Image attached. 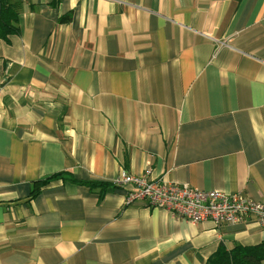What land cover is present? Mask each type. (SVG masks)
<instances>
[{
    "label": "crops",
    "instance_id": "0c3cea01",
    "mask_svg": "<svg viewBox=\"0 0 264 264\" xmlns=\"http://www.w3.org/2000/svg\"><path fill=\"white\" fill-rule=\"evenodd\" d=\"M1 2L0 264H207L264 241L251 215L194 224L54 177L264 205V0Z\"/></svg>",
    "mask_w": 264,
    "mask_h": 264
},
{
    "label": "built area",
    "instance_id": "2783aa9c",
    "mask_svg": "<svg viewBox=\"0 0 264 264\" xmlns=\"http://www.w3.org/2000/svg\"><path fill=\"white\" fill-rule=\"evenodd\" d=\"M114 184L131 187L125 198L126 205L145 200L151 208L164 209L179 220L194 224L211 221L216 226L235 224L241 222L244 216L251 215L264 227V205L240 193L201 191L124 172Z\"/></svg>",
    "mask_w": 264,
    "mask_h": 264
},
{
    "label": "trees",
    "instance_id": "16d2710c",
    "mask_svg": "<svg viewBox=\"0 0 264 264\" xmlns=\"http://www.w3.org/2000/svg\"><path fill=\"white\" fill-rule=\"evenodd\" d=\"M3 5L0 0V33L1 30H5L7 23L1 19ZM68 19V17L63 18L62 20ZM8 31H13L12 26H8ZM68 177V180L72 182H76L82 185H86L90 188H99L101 192H105L107 188H116L118 185L112 183H100L94 181H78L71 174H57L54 177L63 178ZM49 179L39 181L32 187L31 196L34 197L37 195L42 186H45L49 183ZM264 261V241L256 246L244 247L241 245L234 246L231 250H218L214 256L210 260H208L207 264H261Z\"/></svg>",
    "mask_w": 264,
    "mask_h": 264
},
{
    "label": "rangeland",
    "instance_id": "374dc122",
    "mask_svg": "<svg viewBox=\"0 0 264 264\" xmlns=\"http://www.w3.org/2000/svg\"><path fill=\"white\" fill-rule=\"evenodd\" d=\"M119 186V185H118ZM119 187H122V186H119Z\"/></svg>",
    "mask_w": 264,
    "mask_h": 264
},
{
    "label": "bare ground",
    "instance_id": "6f19581e",
    "mask_svg": "<svg viewBox=\"0 0 264 264\" xmlns=\"http://www.w3.org/2000/svg\"><path fill=\"white\" fill-rule=\"evenodd\" d=\"M172 183V182H171Z\"/></svg>",
    "mask_w": 264,
    "mask_h": 264
}]
</instances>
